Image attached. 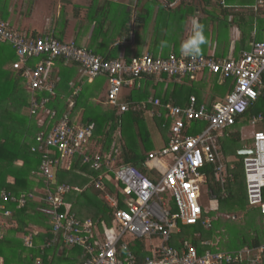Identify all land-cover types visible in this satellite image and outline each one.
<instances>
[{
    "label": "built area",
    "instance_id": "2783aa9c",
    "mask_svg": "<svg viewBox=\"0 0 264 264\" xmlns=\"http://www.w3.org/2000/svg\"><path fill=\"white\" fill-rule=\"evenodd\" d=\"M0 43L10 45L15 52L16 60L11 67L21 72L25 80L31 94L29 113L38 116L39 124L44 123L46 116H49V122L55 116L46 108L49 97L36 96L41 93L55 95V82L47 78V72L57 59L78 64L88 80L106 77L109 80L107 101L111 106L119 107L121 112L146 111L151 117L164 120L162 129L168 123L167 144L147 157L151 162L164 161L161 169L156 168L160 179L153 182L135 166H117L111 156L93 152L89 144L91 130L73 127L66 114L61 116L51 129L46 128L37 135L36 144L31 149L42 155L39 170L46 185L44 194L16 197L1 192L0 220L11 215L8 206L21 210L29 200H39L43 206L37 211L48 219L51 234V239H46L43 247L61 242L69 248H80L86 254L82 264H264V246L256 249L242 247L232 253L208 250L198 255L195 247L185 244L180 255L169 245L173 233L181 226L197 225L207 213L200 204L204 164L212 165L216 180L224 183L223 166L219 164L220 146L214 135L233 126L236 119L242 120L247 108L263 91L264 41L252 42L248 50L225 59L171 53L167 56L145 54L127 61L124 58H103L73 42H61L51 36L27 39L8 30L0 21ZM205 73L216 75L223 83H232L231 92L210 106L198 104L194 96L189 97L182 107L161 104L158 100L148 102L149 108L144 103L132 105V108L128 104H118L121 88L140 87L147 77L165 75L183 79ZM78 91L74 88L71 95ZM262 120L259 115L252 116L248 122L254 130L251 135L253 145L243 150L252 149L253 154L244 155L242 164L247 203L264 216V130H255L256 123ZM200 124L205 127L195 130ZM55 153L58 158L52 157ZM75 156H82L83 163L98 173L92 185L95 190L103 192V200L112 209L111 226L103 221L98 228L97 223L89 219L78 220L71 213V204L65 198L70 192H80L78 187L63 184L50 189L49 185L55 183L58 162L70 161ZM105 183L112 184L122 195L124 208H119L121 200L107 192ZM203 225L210 226L208 218H204ZM127 237L154 239L159 245L151 247L150 256L136 263L131 253L122 256L121 251L127 249ZM23 242L31 248L32 236H24ZM36 264L41 263L37 260Z\"/></svg>",
    "mask_w": 264,
    "mask_h": 264
},
{
    "label": "trees",
    "instance_id": "16d2710c",
    "mask_svg": "<svg viewBox=\"0 0 264 264\" xmlns=\"http://www.w3.org/2000/svg\"><path fill=\"white\" fill-rule=\"evenodd\" d=\"M0 21L3 22L1 17ZM6 26L8 30L15 31L7 24ZM114 58L116 57H108V59ZM123 58L131 61L128 56ZM15 60L13 48L8 44L0 43V193L4 191L18 197L21 194H38V191L45 188L39 170L42 155L32 152L31 149L36 144L37 135L46 128L51 129L52 125L65 114L70 118L71 126L89 128L92 131L89 144L98 148L97 152L104 154L103 152L107 151L106 154L115 158L112 151L117 147L121 152L122 165H133L148 179L154 181L152 178L154 171H149L145 162L149 152L157 151L167 144L168 123L162 129L164 120L150 117L144 111L129 110L119 114V110L115 107L90 105L84 102V92L75 96L74 107L68 109L66 102L58 101L59 96L55 89L54 96H49L47 93L39 94V98L49 97L46 108L50 114L55 113L50 122L49 116H46L44 123L39 124L38 116L29 113L30 92L26 88L25 80L21 72L11 67ZM59 62L65 63V60L60 59ZM72 65L78 64L72 62ZM49 77L53 78L52 74ZM210 87L212 91L209 93ZM231 90L232 83L230 81L223 83L216 75L205 73L199 81L191 80L190 76L175 79L163 75L160 78L143 79L140 87L131 89L130 95L124 102L130 108L142 102H146L149 108L148 102L154 100H159L161 104L182 107L186 105L189 97L194 96L198 104L210 106L221 101ZM259 115L263 120L256 123L255 130L263 131L264 89L258 100L247 108L242 117L247 123L252 116ZM118 116H120V125L117 123ZM236 120L233 126L226 129L227 137L220 141L225 163L231 175L229 183L221 189L214 182L213 166L205 163L202 169L206 178L205 186L210 195L217 199L218 209L223 217H218L209 230H204L199 224L182 228V234L169 243L180 255V245L184 241L196 246L197 254L202 255L201 241L213 239L214 236L220 238V250L227 253L242 247L256 249L264 246V216L257 209L249 207L247 203L243 156L238 155L244 147H252L253 142L250 140L249 144V141L241 140L240 123L243 122ZM204 127V124H200L195 130H202ZM154 136L158 139L156 143L153 142ZM52 157L58 158V155L55 153ZM97 175L98 173L94 172L89 164L83 163V158L75 156L67 164L63 161L58 162L55 183L49 186L50 189L63 184L78 187L80 192H70L65 198L71 204V213L75 214L78 220L89 219L97 223L100 228L99 225L103 221L107 226H111L112 209L103 200V192L93 188L92 181ZM105 187L107 192L115 197L117 195L118 200H121L119 208H124L122 195L118 190L110 183H105ZM41 206L43 204L39 200H29L26 207L21 210L15 209L13 205L8 206L11 215L4 219L9 226H0V230L4 233L3 239L0 240L2 264H35L37 259H40L41 264H82L86 254L80 248L64 249L60 255L56 254L60 249L58 246L50 249L41 248L44 239L50 237L48 219L37 211ZM32 229L38 230L34 236V247L26 248L20 236L30 234ZM197 233L200 237L195 236ZM129 249L137 254L138 259L143 260L145 254L142 253L141 242L133 240ZM212 249L215 252V248ZM48 256L51 257L50 260Z\"/></svg>",
    "mask_w": 264,
    "mask_h": 264
},
{
    "label": "crops",
    "instance_id": "0c3cea01",
    "mask_svg": "<svg viewBox=\"0 0 264 264\" xmlns=\"http://www.w3.org/2000/svg\"><path fill=\"white\" fill-rule=\"evenodd\" d=\"M0 17L11 29L18 31L27 39L51 36L61 42H73L76 46L87 48L103 58L115 56L118 59L128 56L132 60L145 54L182 55L180 45L192 35L193 18L204 28L206 42L201 46L199 54L202 57L214 59L235 57L248 50L252 42L264 41V0H0ZM165 40L168 46L161 47V42ZM59 61L60 59H57L47 72V78L55 82L58 101L66 102L68 109H72L75 96L84 92L85 103L96 107L103 105L111 107L107 103L109 80L106 77L88 80L79 65L74 66L70 61L65 63ZM51 74L53 78L49 77ZM201 76H192L191 80L196 81L197 78L200 80ZM103 80L105 84L101 89L99 84ZM74 88L79 91L72 96ZM208 91L210 93L212 88L210 87ZM130 93L131 89L121 88L119 103L126 104L125 100ZM225 131L226 129L214 135L220 146L219 164L223 166L224 183L216 180L214 169L213 179L221 189L226 187L231 178L220 144L221 139L227 137ZM240 138L242 141L247 140L242 133ZM96 149L98 148L93 147L92 151L96 152ZM112 153L117 166L122 165L121 152L117 147L113 148ZM163 164L164 161L151 162L146 158L145 165L148 166V170L154 171L153 182L160 179V172L156 168L161 169ZM202 176L204 180L202 186L205 188L201 189L200 204L207 212L204 217L209 219L210 226L203 225L204 217L198 224L204 230H209L212 223L223 215L219 212L217 199L210 195L205 186L206 178L203 172ZM182 228L186 226H181L178 232L173 233L172 239L182 234ZM195 236L200 237V234L197 233ZM212 238L201 241L202 254L208 250L213 251L212 248H215V251H222L219 246L220 238L217 236ZM133 240L128 237L125 239L127 249L121 253L122 256L131 253L136 263L150 256L151 247L159 245V241L154 239L137 240L142 243V253L145 254L141 260L129 249ZM185 244L197 249L196 246L184 241L180 245L181 251ZM60 251L64 249H59L56 254L60 255ZM50 259L48 256V260Z\"/></svg>",
    "mask_w": 264,
    "mask_h": 264
},
{
    "label": "clouds",
    "instance_id": "9594fccd",
    "mask_svg": "<svg viewBox=\"0 0 264 264\" xmlns=\"http://www.w3.org/2000/svg\"><path fill=\"white\" fill-rule=\"evenodd\" d=\"M192 24V35L183 41L180 45L181 54L184 56L195 57L200 54L201 46L205 44L206 38L204 36L203 25L198 23V21L193 18L191 20ZM168 42L162 41L161 47H167Z\"/></svg>",
    "mask_w": 264,
    "mask_h": 264
},
{
    "label": "bare ground",
    "instance_id": "6f19581e",
    "mask_svg": "<svg viewBox=\"0 0 264 264\" xmlns=\"http://www.w3.org/2000/svg\"><path fill=\"white\" fill-rule=\"evenodd\" d=\"M159 101V100H158ZM107 103H108V101H107ZM145 104L146 102H142L141 104ZM109 104V103H108ZM118 104L119 105H123V104H120L119 103V101H118ZM141 104H139V105H141ZM110 105V104H109ZM111 106V105H110ZM111 107H113V106H111ZM115 108H117L118 110H119V113L121 114V113H124V112H127V111H124V112H121L120 111V108L119 107H116L115 106ZM145 113H147L148 115H149V113L148 112H146V111H144ZM150 116V115H149ZM151 117V116H150ZM154 118V117H153ZM158 119V118H157ZM163 120V119H162ZM164 122V121H163ZM75 127V126H74ZM77 127H79V126H77ZM92 132V131H91ZM93 134V133H92ZM91 137H92V135H91ZM92 148H93V146L92 145H90ZM103 155H105V156H111L110 154H103ZM79 157H81V158H83L82 156H79ZM112 157V156H111ZM113 158V157H112ZM115 159V158H114ZM115 161H116V159H115ZM67 162L68 161H66L65 163L67 164ZM131 166H133V165H131ZM56 174V173H55ZM67 185V184H66ZM94 188V187H93ZM45 189H46V185H45V188L44 189H42V190H40V191H38V194H34V193H31L32 195H35V196H42L43 194H44V192H45ZM2 192H4V191H2ZM6 193V192H5ZM29 195V194H28ZM37 200V199H36ZM5 217H2L1 218V220H0V226H6V227H8L9 225L8 224H6L5 223V219H4ZM48 223V226H49V229H50V225H49V222H47ZM31 231V233L33 234H24V235H21L20 237V239H21V241H22V243H23V246L24 247H26L25 245H24V242H23V237L24 236H32V247L31 248H33L34 247V236L38 233V230H36V229H32V230H30ZM0 235H1V237H0V240L1 239H3V237H4V233H3V231H1L0 230ZM46 239H51V234H50V237H47V238H45L44 239V243H43V245H42V249H50V248H52V247H56V246H58L60 249L61 248H63V249H73V248H69L68 246H66V245H64V244H62L61 242H58V243H56L54 246H51V247H43L44 245H45V243H46ZM26 248H28V247H26ZM37 260H39L40 261V259H37ZM36 260V261H37ZM36 261H35V264H36ZM40 263H41V261H40ZM0 264H2V260L0 259Z\"/></svg>",
    "mask_w": 264,
    "mask_h": 264
},
{
    "label": "rangeland",
    "instance_id": "374dc122",
    "mask_svg": "<svg viewBox=\"0 0 264 264\" xmlns=\"http://www.w3.org/2000/svg\"><path fill=\"white\" fill-rule=\"evenodd\" d=\"M197 80H199V78H197L196 81H197ZM104 84H105V81H104V80L100 82L99 86H100L101 89H103V85H104ZM151 93H153V92H151ZM30 97H31V94H30ZM37 97H39V95H38ZM244 120H245V119H242L241 121H242L243 123H240V126H241V133H242V135H244V136L247 138V141H249V144H250V143H251V142H250V140H251V135H252V133H253L254 130H253L252 127L248 124V122L245 123ZM157 140H158V139H156V136H154V138H153V142L155 141V143H156ZM200 187H201V189L205 188V187L202 186V185H201ZM60 253L62 254L63 251H60Z\"/></svg>",
    "mask_w": 264,
    "mask_h": 264
},
{
    "label": "water",
    "instance_id": "95a60500",
    "mask_svg": "<svg viewBox=\"0 0 264 264\" xmlns=\"http://www.w3.org/2000/svg\"><path fill=\"white\" fill-rule=\"evenodd\" d=\"M120 123V118L118 117V124ZM240 155H250L253 154V150L252 149H248V150H242L239 152Z\"/></svg>",
    "mask_w": 264,
    "mask_h": 264
}]
</instances>
